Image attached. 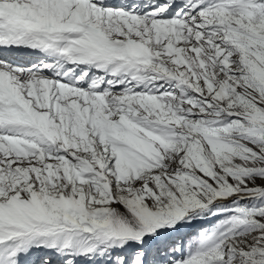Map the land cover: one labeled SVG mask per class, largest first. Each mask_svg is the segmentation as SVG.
<instances>
[{"label": "snow or ice", "instance_id": "snow-or-ice-1", "mask_svg": "<svg viewBox=\"0 0 264 264\" xmlns=\"http://www.w3.org/2000/svg\"><path fill=\"white\" fill-rule=\"evenodd\" d=\"M0 264H264V0H0Z\"/></svg>", "mask_w": 264, "mask_h": 264}]
</instances>
